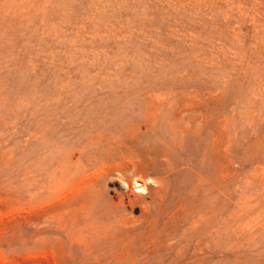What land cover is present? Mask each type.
Masks as SVG:
<instances>
[{
	"label": "rangeland",
	"instance_id": "rangeland-1",
	"mask_svg": "<svg viewBox=\"0 0 264 264\" xmlns=\"http://www.w3.org/2000/svg\"><path fill=\"white\" fill-rule=\"evenodd\" d=\"M0 264H264V0H0Z\"/></svg>",
	"mask_w": 264,
	"mask_h": 264
},
{
	"label": "bare ground",
	"instance_id": "bare-ground-1",
	"mask_svg": "<svg viewBox=\"0 0 264 264\" xmlns=\"http://www.w3.org/2000/svg\"><path fill=\"white\" fill-rule=\"evenodd\" d=\"M137 156V155H136ZM137 158V157H136ZM105 166H107V165H105ZM111 166V165H110ZM109 170L111 169V168H108ZM146 178V177H145ZM144 179V178H143ZM146 179H148V178H146ZM145 180V179H144ZM140 181V180H139ZM150 181V180H149ZM136 182V181H135ZM141 182V181H140ZM134 183V182H133ZM152 183V182H151ZM140 184V183H139ZM131 185H132V183H131ZM138 185V184H137ZM136 187V186H135ZM140 188H143V187H140ZM136 188H134V190H135ZM139 189V188H138ZM142 190V189H141ZM146 191V190H145ZM132 197V196H131ZM125 200H126V198H125ZM126 203V202H125Z\"/></svg>",
	"mask_w": 264,
	"mask_h": 264
},
{
	"label": "clouds",
	"instance_id": "clouds-1",
	"mask_svg": "<svg viewBox=\"0 0 264 264\" xmlns=\"http://www.w3.org/2000/svg\"><path fill=\"white\" fill-rule=\"evenodd\" d=\"M125 187H126V185H125ZM141 192H142V194L147 195V192L146 191L141 190Z\"/></svg>",
	"mask_w": 264,
	"mask_h": 264
}]
</instances>
